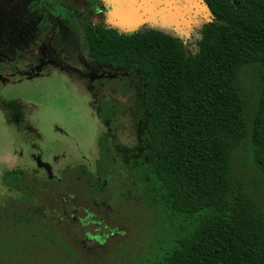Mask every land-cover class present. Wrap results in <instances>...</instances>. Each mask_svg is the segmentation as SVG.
<instances>
[{
	"label": "trees",
	"instance_id": "16d2710c",
	"mask_svg": "<svg viewBox=\"0 0 264 264\" xmlns=\"http://www.w3.org/2000/svg\"><path fill=\"white\" fill-rule=\"evenodd\" d=\"M200 2L210 21L195 53L155 29L127 35L100 29L91 46L98 59L135 68L141 76L147 111L144 209L154 220L175 224L171 236L162 232L160 244L135 264H264V213L232 176L230 164L248 140L264 172V0ZM254 65L260 68V91L248 118L238 80ZM17 208L3 249L28 248L30 240L47 239L44 232L51 231L26 220L20 202Z\"/></svg>",
	"mask_w": 264,
	"mask_h": 264
},
{
	"label": "flooded vegetation",
	"instance_id": "af4514ba",
	"mask_svg": "<svg viewBox=\"0 0 264 264\" xmlns=\"http://www.w3.org/2000/svg\"><path fill=\"white\" fill-rule=\"evenodd\" d=\"M113 5L119 8L120 0H0V98L18 109L14 112L24 126L11 111L0 108L12 125L26 133L30 152L25 167L34 174L19 183L9 172L18 169L4 167L1 230L3 223L10 229L17 221L16 197L23 190L25 219L55 228L82 259L126 235L127 230L116 226L119 216L123 218L126 206L138 204L147 192V111L141 76L135 68L116 67L91 52L100 29L115 30L104 18V8L114 12ZM37 78H60L84 94L85 106L99 128L90 166L62 163L67 153L47 158L40 135L26 122L21 101L6 98L8 87ZM17 157V152H10L9 161ZM70 171L79 173L73 184L62 180ZM65 183L70 184L68 189ZM57 184L62 192H57ZM8 193L10 197L3 195ZM0 249L6 253L15 248Z\"/></svg>",
	"mask_w": 264,
	"mask_h": 264
},
{
	"label": "rangeland",
	"instance_id": "374dc122",
	"mask_svg": "<svg viewBox=\"0 0 264 264\" xmlns=\"http://www.w3.org/2000/svg\"><path fill=\"white\" fill-rule=\"evenodd\" d=\"M109 6L112 7L111 4ZM113 9L114 12L105 7L104 18L118 33L159 30L183 40L189 53L196 52L201 29L210 21L209 12L200 0H120L119 8L113 5ZM259 76L260 68L255 65L243 69L239 76L238 83L247 103L248 118L253 115L259 96ZM5 96L9 100L21 101L26 122L40 135L47 158L67 153L61 161L74 167L90 166L95 160L99 128L85 106L84 94L73 91L60 78H37L8 87ZM10 152H17L19 155L13 163L9 161ZM29 152L26 133L12 125L0 108V179L1 176H6L4 167H10L7 165L18 169L16 172L9 171L17 177V182L29 178L28 175L33 174L25 167L29 163ZM230 164L232 176L243 182L247 192L264 213V172L253 161L248 140L235 149ZM76 175L70 171L62 176V180L65 182L67 179L73 184ZM70 184L65 183V188L68 189ZM58 185L57 192H62L63 188ZM22 191L18 192L16 199L18 203L25 205L27 199ZM145 204L146 199L142 196L138 204L136 201L126 206L123 218L119 216L116 225L127 230L126 235L112 240L103 249L97 248L93 255L90 254L85 259L73 248L74 244H68L67 239L55 233V228L50 226L47 239L30 240L28 248L15 247L7 250L2 253L0 264H135L147 250L159 245L165 235L168 238L175 231V224L167 225L151 218L144 209ZM102 210L108 209L104 207ZM152 223L153 229H148L147 226ZM0 224L2 225L1 221ZM4 226V230L0 226V245L3 236L10 237L9 226ZM4 231L8 233H3ZM9 241L11 240H6ZM1 252L3 251L0 249Z\"/></svg>",
	"mask_w": 264,
	"mask_h": 264
},
{
	"label": "water",
	"instance_id": "95a60500",
	"mask_svg": "<svg viewBox=\"0 0 264 264\" xmlns=\"http://www.w3.org/2000/svg\"><path fill=\"white\" fill-rule=\"evenodd\" d=\"M0 105L3 106L4 108H6L7 110L11 111L13 113V118L19 122L20 125L24 126L20 121H19V117L17 115L18 113V109L14 106H11V104H9L5 98H0ZM14 110L17 111V113L14 112Z\"/></svg>",
	"mask_w": 264,
	"mask_h": 264
}]
</instances>
